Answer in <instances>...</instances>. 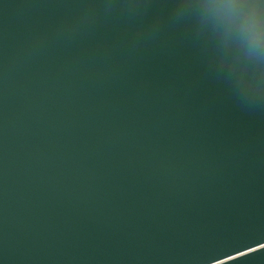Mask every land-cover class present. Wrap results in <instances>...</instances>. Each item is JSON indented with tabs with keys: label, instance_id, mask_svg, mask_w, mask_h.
I'll use <instances>...</instances> for the list:
<instances>
[{
	"label": "water",
	"instance_id": "water-1",
	"mask_svg": "<svg viewBox=\"0 0 264 264\" xmlns=\"http://www.w3.org/2000/svg\"><path fill=\"white\" fill-rule=\"evenodd\" d=\"M0 264H264V0H0Z\"/></svg>",
	"mask_w": 264,
	"mask_h": 264
}]
</instances>
